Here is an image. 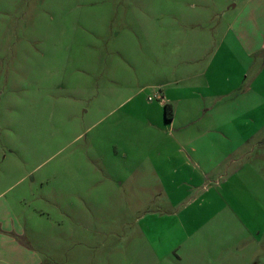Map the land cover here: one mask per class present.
I'll return each mask as SVG.
<instances>
[{
    "label": "rangeland",
    "instance_id": "1",
    "mask_svg": "<svg viewBox=\"0 0 264 264\" xmlns=\"http://www.w3.org/2000/svg\"><path fill=\"white\" fill-rule=\"evenodd\" d=\"M236 22L264 32V0H0V202L15 242L41 264H264L263 86L222 96L240 107L218 151L186 149L224 162L210 178L229 180L227 202L152 198L168 193L176 128L148 97L199 82L210 39ZM171 211L194 233L178 250Z\"/></svg>",
    "mask_w": 264,
    "mask_h": 264
},
{
    "label": "crops",
    "instance_id": "2",
    "mask_svg": "<svg viewBox=\"0 0 264 264\" xmlns=\"http://www.w3.org/2000/svg\"><path fill=\"white\" fill-rule=\"evenodd\" d=\"M210 44L215 50L205 62V68L197 74L199 82L180 86L179 80L175 82L179 84L176 87L161 89L160 92L153 91L157 94L156 100L159 101L162 111L165 103L172 105L173 117L166 121L169 122L170 127L176 128L174 141L171 142L172 153L169 154L168 166L165 169L168 180H171L168 193L165 196L161 193L152 195V198L156 197L155 202H167V207H176L184 202H186L185 206L191 203L211 205V202H227L221 192L224 191L223 186L229 180L219 182L223 178L222 175L217 179L210 178L216 174L217 168L221 170L224 162L220 161L212 165L205 163L204 160L197 161L194 157H189L186 149L193 143L194 147H190V151L199 159H205L210 144L211 151H218V147L221 148V143L224 142L223 136L218 135V130L224 126V119L229 118L227 112H237L240 107L238 98L229 99L223 104L222 96L233 92L246 78H249V84L243 90L242 96L251 95L257 87H264V32L261 33L259 25H252L250 31L245 24L237 22L234 25L230 24L224 39L217 45L215 40L210 39ZM240 51L243 53V59L240 58ZM258 58L262 61L259 64ZM225 86L226 90H224ZM228 154L226 153L225 160H228ZM231 157L232 155L229 156ZM233 162L235 160L230 161L225 170ZM202 166L205 169L202 170ZM11 214L7 202H0V264H41V260L33 250L15 242L18 239L14 237L15 231L11 228L13 220ZM161 218L171 220L167 223L168 229L170 226L179 225L184 232L178 213L171 211V214L168 213ZM165 228L166 226L162 227L163 230ZM144 233L155 249L159 243L154 246V242L160 241L162 235L155 232V228L153 232L151 230L150 233ZM193 235L192 230L180 235L173 233V244L170 246H173L174 250L182 249L183 244ZM153 248L151 250L155 255Z\"/></svg>",
    "mask_w": 264,
    "mask_h": 264
},
{
    "label": "trees",
    "instance_id": "3",
    "mask_svg": "<svg viewBox=\"0 0 264 264\" xmlns=\"http://www.w3.org/2000/svg\"><path fill=\"white\" fill-rule=\"evenodd\" d=\"M163 114L165 120H171L173 117V108L172 105L169 103H165L163 107Z\"/></svg>",
    "mask_w": 264,
    "mask_h": 264
},
{
    "label": "built area",
    "instance_id": "4",
    "mask_svg": "<svg viewBox=\"0 0 264 264\" xmlns=\"http://www.w3.org/2000/svg\"><path fill=\"white\" fill-rule=\"evenodd\" d=\"M155 94H156V93H153L152 96H149V97H148V100H151L152 98H156L157 96H156Z\"/></svg>",
    "mask_w": 264,
    "mask_h": 264
}]
</instances>
